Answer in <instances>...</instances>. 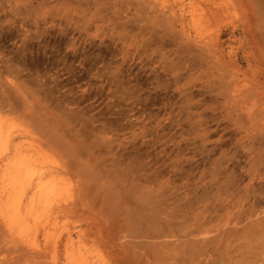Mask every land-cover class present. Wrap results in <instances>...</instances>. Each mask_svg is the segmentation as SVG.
<instances>
[{
  "label": "rangeland",
  "instance_id": "rangeland-1",
  "mask_svg": "<svg viewBox=\"0 0 264 264\" xmlns=\"http://www.w3.org/2000/svg\"><path fill=\"white\" fill-rule=\"evenodd\" d=\"M175 1L0 0L6 154L66 213L0 264H264V0Z\"/></svg>",
  "mask_w": 264,
  "mask_h": 264
},
{
  "label": "bare ground",
  "instance_id": "bare-ground-1",
  "mask_svg": "<svg viewBox=\"0 0 264 264\" xmlns=\"http://www.w3.org/2000/svg\"><path fill=\"white\" fill-rule=\"evenodd\" d=\"M175 2L177 4V11L180 13V17H183L185 10L183 1L179 0ZM171 4L172 3H170V5ZM168 13H170L171 16L175 15V13L173 14V11L171 13V9ZM203 41L205 43L206 40L203 39ZM206 42L208 43L209 41ZM213 43L214 42L211 44ZM207 45H205V47L209 48ZM208 50V53H210V49ZM209 58L210 57L208 56L207 59ZM7 134L6 132L0 130V226L5 231L4 234L6 233L8 240L7 242L12 243L13 245H11L13 246V249L16 247V252H18L19 248L25 247L24 245H27L28 248L25 247L27 250H30L31 247L33 249L32 240L39 230L42 231L43 237L45 239H51L53 237V233L55 234L56 231L55 229L52 233V230L55 228L54 226L59 221L60 216L66 213L63 210H58V204L61 202V199L59 198L57 188L55 185L49 182L50 178L49 175H45L46 172L42 173L36 169V164L38 163L36 159H33L31 155L24 153V151H20L17 146L13 147L12 151H10V149V152L6 154L8 149L7 147L11 142ZM17 243L19 245L16 246L15 244ZM20 245H22V247H20ZM7 247L8 244L6 245V248ZM11 247L9 246L8 249ZM27 250H23V252ZM33 252L36 254L35 251ZM33 252H30L29 254L32 255ZM18 253L20 254L22 251H19ZM86 253L81 251L77 253H71L70 256L67 257L66 264H92ZM13 254L15 255L14 252ZM28 256L26 254L24 257ZM33 257L34 256H32V258ZM15 258L16 257H14V259Z\"/></svg>",
  "mask_w": 264,
  "mask_h": 264
}]
</instances>
